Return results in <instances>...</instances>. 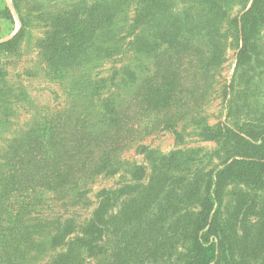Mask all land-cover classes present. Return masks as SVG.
<instances>
[{
	"label": "rangeland",
	"instance_id": "374dc122",
	"mask_svg": "<svg viewBox=\"0 0 264 264\" xmlns=\"http://www.w3.org/2000/svg\"><path fill=\"white\" fill-rule=\"evenodd\" d=\"M203 1L19 0L20 9L16 11L12 7L16 28L2 29L1 39L14 29L13 37L21 29L24 31L17 53H0V70L6 73L1 80L4 92L0 99V156L11 141L25 136L64 110L69 109L81 116L93 112L91 118H86L93 123L100 106L94 94L100 93L103 100L112 92L121 96L132 94L134 86L126 76L128 72L137 73L146 89L155 84L164 85V79L171 71L155 76L159 70L153 65L160 53L158 45L159 49L162 47L158 39L160 30H164L167 37L186 38L188 41L185 43L205 50L203 55H195L194 61L203 59L209 50H216V59L220 58L222 49L221 63L210 72L195 68L182 55L170 53L168 59L174 65L175 74L181 77L182 84L173 100L175 118L179 121L177 128L174 130L162 125L165 117L170 115L158 116L157 113L142 111L132 128H138V131L130 133L132 138L135 136V141L123 153V159L128 162L123 170L111 177L100 176L93 181H85L87 184L82 187L88 193L79 205L67 207L54 201L46 208V216L72 217L77 224H84L92 216L103 189L118 191L124 184H132V163L143 164L150 169L154 159L173 153L175 161L180 160L183 165L170 172L169 177L181 181L177 188L182 193L186 189L184 177L220 167L224 162L228 154L227 145L222 140L227 127L237 129L256 124L259 118L264 124V26L257 34L259 55L249 68L236 71L242 40L234 20L251 8L253 0H212L209 4ZM173 29L177 31L173 32ZM136 40L140 43L138 47L133 44ZM194 64H198L197 61ZM103 88L111 90L101 91ZM144 110H147L145 106ZM128 120L133 122L131 117ZM220 129L221 135L213 137ZM148 174L152 176L150 172ZM163 186L164 193L158 198L164 197V200L160 203L173 204L174 194L169 183L164 181ZM143 188L137 189L142 196ZM225 195V203L231 209L237 202L242 203L243 210L234 217L245 221L236 223L240 242L233 234L225 246L230 245L232 250L226 251L224 247L219 264H234L236 261L261 264L264 261V242L256 236L262 230L257 231V226L253 227L246 238H242L241 226L257 225L259 217L260 222H264V191L230 186ZM125 196L126 200L114 201L110 210L112 216H118L135 199L132 193ZM116 197L115 193L113 198ZM177 207L170 210L171 214L184 217L194 205L183 203ZM174 220L175 217L171 221ZM169 227L170 224L167 225ZM164 233L171 234V229ZM253 237H256L255 244L259 243L257 249L253 246ZM156 244L153 243L152 247ZM179 246L176 244L173 249L172 258L165 257L157 263L148 261L147 264H183L185 247ZM55 253L39 251L33 256L37 259L30 258L28 262L40 264ZM82 256L84 264H97L95 258Z\"/></svg>",
	"mask_w": 264,
	"mask_h": 264
},
{
	"label": "trees",
	"instance_id": "16d2710c",
	"mask_svg": "<svg viewBox=\"0 0 264 264\" xmlns=\"http://www.w3.org/2000/svg\"><path fill=\"white\" fill-rule=\"evenodd\" d=\"M211 1L203 2L209 4ZM18 2L12 0L16 11L20 9ZM0 16L13 20L8 8L0 11ZM234 23L242 40L236 62L238 73L249 68L259 55L257 34L264 26V0H253L251 8L237 17ZM137 26L135 23L134 27ZM23 31L21 29L11 39L1 42L0 53H17ZM163 31L158 32L162 47L159 49L156 42L160 53L153 65L159 70L155 76L171 71L164 79V85L155 84L146 89L137 73L128 72L126 76L134 86L132 94L121 96L112 92L104 100L100 93L94 94L100 106L93 123L86 119L91 118L93 112L81 116L67 109L9 143L6 152L0 156V264H29L30 258L37 259L33 256L39 251H56L40 264H84V254L95 258L97 264L157 263L165 257L172 258L176 244L185 247L183 264H219L221 252L233 234L240 242L235 226L236 223H244L245 219L237 220L234 216L243 210V205L239 201L233 209L229 208L225 203V193L230 186L264 191V124L260 118L252 124L255 126L227 127L222 140L227 145L228 154L224 162L220 167L184 177L186 189L182 186V193L177 188L181 181L169 177L170 172L183 165L180 160L175 161L173 153L154 159L151 170L143 164L132 163L130 183L133 185L124 184L118 191L103 189L92 216L84 224H77L72 217H49L45 214L46 208L54 201L67 207L79 205L88 193L82 187L87 184L85 181H93L100 176L111 177L123 170L128 163L123 159V153L135 141V136L132 138L130 133L138 131V128H132L142 111L157 113L158 116L170 115L165 117L162 125L174 130L177 128L179 121L175 118L173 100L182 84L181 77L175 74L174 65L168 59L170 53L184 56L195 68L206 72L221 63L222 49L220 58L216 59V50H209L203 59L196 60L198 64H194L195 55L201 56L205 50L185 43L188 41L186 38L167 37ZM133 44L138 47L140 43L136 40ZM5 74L0 70V99L4 92L1 80ZM104 90L109 92L111 89H101ZM129 117L133 122L129 123ZM221 133L220 129L213 137ZM164 181L169 183L174 194L173 204L160 203L164 197L158 198L164 193L165 186L161 187ZM142 186L143 196L137 191ZM156 189L159 190L155 192ZM115 193L117 197L113 198ZM130 193L135 197L130 201L131 205L121 210L118 216H112L110 210L114 201L126 200L125 195ZM183 203H193L194 207L184 216L185 222L181 225L184 217H176L170 210ZM174 217L175 220L171 221ZM260 219L257 225L241 226L242 238L257 226V231H262L256 237L264 242V222ZM170 229L171 234L164 233ZM256 237H253L255 249L259 247L258 242L255 244ZM153 243H157L155 247H152ZM225 250L232 249L228 245ZM234 264L243 263L236 261Z\"/></svg>",
	"mask_w": 264,
	"mask_h": 264
},
{
	"label": "crops",
	"instance_id": "0c3cea01",
	"mask_svg": "<svg viewBox=\"0 0 264 264\" xmlns=\"http://www.w3.org/2000/svg\"><path fill=\"white\" fill-rule=\"evenodd\" d=\"M12 7H13L12 0H0V11L4 10L5 8H8L13 15ZM15 26L16 25H15L14 15H13V20H9L0 16V43L11 39L16 31V29H14L12 32L10 31L11 33H8L9 35H7L4 39H1L2 29L9 30L12 27L16 28Z\"/></svg>",
	"mask_w": 264,
	"mask_h": 264
}]
</instances>
